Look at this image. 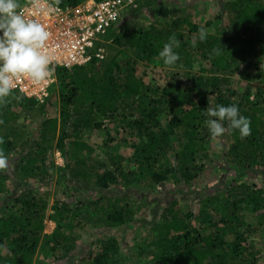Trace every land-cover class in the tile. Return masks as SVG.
<instances>
[{"label": "trees", "instance_id": "obj_1", "mask_svg": "<svg viewBox=\"0 0 264 264\" xmlns=\"http://www.w3.org/2000/svg\"><path fill=\"white\" fill-rule=\"evenodd\" d=\"M80 1L54 0L62 8ZM189 1L191 6L220 3ZM222 1L217 15L202 26L191 21L185 7L187 13L178 3L171 7L162 0L146 4L157 27L132 30L119 21L123 27L112 37L115 53L106 66L96 68L98 61L92 59L85 66L57 69V117L48 114L51 91L41 104L15 91L5 98L0 104V151L8 164L0 169V264L40 263V251L53 256L57 249L63 250L57 261L69 255L67 262L73 264L74 231L83 229L85 221L112 228H129L136 221L127 203L105 197L74 205L58 198L49 218L47 199L31 190L21 191L8 205L4 197L10 192V176L5 173L11 165L20 186L54 176L101 192L171 181L169 195L193 196V182L209 167L212 140L225 150L223 179L231 178L207 188L191 210L176 209V200L168 197L160 217L147 226V237L122 244L111 236L97 238L78 264H264V186L242 178L251 172L264 179V0ZM205 27L212 32L201 42L199 30ZM170 37L180 42L174 49L180 60L166 66L158 52ZM196 60L201 68L194 73ZM163 69L176 73L165 75ZM217 104L237 105L250 120V135L241 138L225 121L228 130L212 138L203 113ZM85 132L99 134L105 142L113 141L111 132L125 133L122 146L130 156H93ZM54 151L64 159L63 170L55 165ZM46 219L55 225L50 236L44 235Z\"/></svg>", "mask_w": 264, "mask_h": 264}, {"label": "rangeland", "instance_id": "obj_2", "mask_svg": "<svg viewBox=\"0 0 264 264\" xmlns=\"http://www.w3.org/2000/svg\"><path fill=\"white\" fill-rule=\"evenodd\" d=\"M150 0H135V7L134 8H128L125 9L122 12L121 20L124 22L122 25L124 27H127L129 29H148L150 24H155V18L153 16V12L151 8H148L146 4L149 3ZM169 6H173V4L178 3V5L182 6V10L185 7L186 10H188L189 15H191V21H194L198 25H203L205 22L211 20L214 16L218 13V5L220 3L215 2H206V3H196L191 6V2L189 0H162ZM229 0H224L222 2H228ZM184 11V10H183ZM187 13L186 11H184ZM183 12V14H184ZM126 21V22H125ZM229 21V18H225L223 25H227ZM122 25H117L115 29L111 30L113 33H109L104 44V60L97 62L95 64L96 68H101L102 66H106L108 64V61L110 57L115 53V46L112 43V37L114 35L120 34V30L123 27ZM122 26V27H121ZM154 26L157 27V24ZM121 27V28H120ZM206 33H211L212 30L206 27L204 28ZM194 40L192 39L190 44H193ZM201 64L198 62V60L193 62L192 65V72L196 73L200 70ZM148 69L146 71L147 79H150L151 74L149 73ZM143 71V67L139 64V73ZM152 72V71H151ZM163 74L172 75L175 74V70L171 69H163ZM50 91L52 92V95L50 96V103H51V109L48 112V114L52 117H57L58 115V98H57V92L55 91V86H51ZM55 91V92H54ZM5 117V121L11 123V115L7 114ZM11 125V124H10ZM9 125V126H10ZM27 128L28 125H27ZM127 135L125 133H119V135H115V133L111 132V138H113L112 142H105V137H102L99 134H93L91 132H85L84 133V139L92 145L93 156L97 155L99 158H103L104 155L108 153L112 154H119L122 155L124 158H128L130 156L129 151L126 147L122 146L123 142L127 139H125ZM117 140V141H116ZM222 140V138H220ZM224 140V143L225 144ZM217 141L212 140L207 148L208 156L210 158V164L209 167L206 168V171L196 180L193 182V186L190 188L191 192L194 191V195L191 196V194H180L175 195L176 193L173 192V194L169 195L167 192L171 189V181L168 183H162V184H150V183H139L136 185H133L132 187H113L109 190H106L104 192L92 190L88 186H85L83 184H79L71 179H64V180H58L55 176L53 179L47 180L45 182H38L36 180H33L29 183V185L26 186H20L18 184L20 182L19 178L15 176L12 173L13 166L8 168L7 172L5 174H8L10 176L9 181L7 182V190L10 192L9 195L4 197V202H7L8 205L11 204V201L8 202L11 198L17 197L19 193L23 190H31L33 195H36L38 197H43L47 199L48 208L45 213L46 217L49 218L50 216H53L52 206L54 203V200L56 199H62L63 201H66L70 205H74L77 201L84 200L88 203L95 202L99 198L110 199L113 202H116L119 200L120 204L127 203L130 208L135 212V222L131 224L129 228H112V227H106L104 223L99 222L97 226L94 225V223L85 221V226L83 229L76 228L74 231V234H76L77 237V244L76 248L73 250L72 253H75V256L70 261L73 264H78L79 259L83 258L89 249V244L93 241L98 239H103L106 236H111L112 238H115L119 241V243H123L126 239H135V240H142L145 237H147L150 234V230L147 227L153 220H157L160 215L161 211L163 209V206L166 203V199L174 198L177 202L176 209H180L182 211H187V209H194L197 207L200 196H204L206 194V189L211 188L213 185H220L222 183V180H227L231 178V176H228L226 179H223L225 176V172L222 169H225L224 165V153L225 150L223 148L216 147ZM96 150V151H95ZM53 159L55 162V165L63 170L64 167V159L62 155L54 151L53 153ZM62 173V171H61ZM244 181L246 182H252L255 183L258 187L264 186V179L251 172H246L244 174V177H242ZM218 188H221L219 186ZM3 202H0V205ZM45 229H44V235L50 236L55 225L54 223L46 219L44 222ZM78 235V236H77ZM50 237H45L44 241H49ZM40 257V263L36 262L38 264H68L67 258L69 255L65 256L62 259H57L63 255V250L57 249V253L53 256L51 255H45L43 251L39 252ZM38 254V255H39ZM73 255V254H72ZM38 258V256H37ZM36 263V264H37ZM84 264V263H82ZM141 264V263H139ZM143 264V263H142Z\"/></svg>", "mask_w": 264, "mask_h": 264}, {"label": "clouds", "instance_id": "obj_3", "mask_svg": "<svg viewBox=\"0 0 264 264\" xmlns=\"http://www.w3.org/2000/svg\"><path fill=\"white\" fill-rule=\"evenodd\" d=\"M58 2V0H57ZM19 0H0V104L12 93L15 83L21 77H27L34 84L47 80L54 69L53 54L47 50L50 33L46 27L35 19H26L17 9ZM54 5L39 8L37 12L51 13ZM206 31L199 30V40L206 39ZM180 42L170 37L164 43L159 57L166 66H173L180 60V55L174 49L179 48ZM213 49V52H217ZM204 121L212 138L221 137L228 129L238 130L239 136L250 135V120L240 114L235 104L224 106L217 104L207 107L203 113ZM228 122V129L224 122ZM2 142V141H0ZM8 164V157L0 151V169Z\"/></svg>", "mask_w": 264, "mask_h": 264}, {"label": "built area", "instance_id": "obj_4", "mask_svg": "<svg viewBox=\"0 0 264 264\" xmlns=\"http://www.w3.org/2000/svg\"><path fill=\"white\" fill-rule=\"evenodd\" d=\"M49 4L54 5V11L37 12ZM134 7L135 0H81L74 7L65 8L54 0H19L17 11L26 19L37 20L50 33L47 50L53 54L50 67L54 71L40 84L21 77L12 91L40 104L48 100L57 69L71 70L87 65L92 59L103 61V44L109 32L121 20L122 12Z\"/></svg>", "mask_w": 264, "mask_h": 264}]
</instances>
